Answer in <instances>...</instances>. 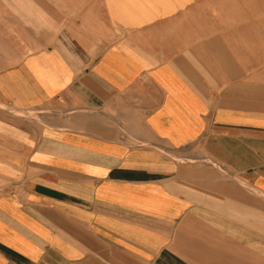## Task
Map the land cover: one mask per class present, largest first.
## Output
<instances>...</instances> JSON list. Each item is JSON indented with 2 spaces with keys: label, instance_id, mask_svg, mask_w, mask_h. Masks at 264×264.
<instances>
[{
  "label": "crops",
  "instance_id": "1",
  "mask_svg": "<svg viewBox=\"0 0 264 264\" xmlns=\"http://www.w3.org/2000/svg\"><path fill=\"white\" fill-rule=\"evenodd\" d=\"M0 264H264V0H0Z\"/></svg>",
  "mask_w": 264,
  "mask_h": 264
}]
</instances>
